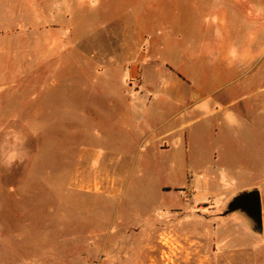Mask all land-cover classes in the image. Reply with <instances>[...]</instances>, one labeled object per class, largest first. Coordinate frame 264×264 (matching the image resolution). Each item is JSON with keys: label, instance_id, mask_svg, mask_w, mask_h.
<instances>
[{"label": "rangeland", "instance_id": "374dc122", "mask_svg": "<svg viewBox=\"0 0 264 264\" xmlns=\"http://www.w3.org/2000/svg\"><path fill=\"white\" fill-rule=\"evenodd\" d=\"M71 1L68 6L64 0L40 3L46 9L53 3V8L71 11L66 26L57 30L71 40L68 48L75 50L73 40L84 36L85 87L79 94L84 113L69 111L67 119L60 118L62 93L44 89V70L26 78L24 87L0 92V264H264L262 112L258 123L214 144L206 137L203 120L187 127L185 132L196 134L185 152L200 161L193 165L182 162V149L167 154L175 158L167 163L157 159L160 153L125 147L124 129L114 122L113 112H105V141L93 130L90 82L102 70L92 62L93 51L115 55L117 69L124 65L125 46L145 51L147 43L138 35L145 19L162 38L169 27L165 22L171 20L178 39L161 41L155 49L161 59L175 63L189 50L190 37L195 41L192 49L199 40L211 42L203 32L194 33L191 2ZM260 11L262 24L264 0ZM124 33L127 42L121 39ZM159 70L160 81L174 76L186 80L188 75L171 66ZM122 72L116 70L112 79L117 93L121 83L134 88L141 80L139 70L128 80ZM258 84L262 95L264 57ZM70 90L68 96L76 97L75 88ZM217 141L222 148L213 160ZM253 190L261 198V234L241 211L225 214L233 198Z\"/></svg>", "mask_w": 264, "mask_h": 264}, {"label": "crops", "instance_id": "0c3cea01", "mask_svg": "<svg viewBox=\"0 0 264 264\" xmlns=\"http://www.w3.org/2000/svg\"><path fill=\"white\" fill-rule=\"evenodd\" d=\"M70 1L64 0L67 6ZM196 1L200 2L198 6ZM189 2L190 14L196 22L194 33L203 32L211 42L199 40L192 49L195 41L190 37L187 43L189 50L179 57L176 64L161 59V53L155 49L161 41L178 39L171 20L165 22L169 27L162 38L156 36L157 28L147 27V23L152 22L145 19V25L138 32L140 41L144 39L147 43L145 51L141 53L125 46L121 51L124 65L117 69L115 55L99 49L93 51L92 62H97L102 69L93 73L90 82L93 130L98 133L100 142L105 141V112H113L114 122L124 129L121 144L160 153L157 159L173 163L174 156L167 154L179 153L181 149L187 152L191 138L196 134L185 130L199 123L198 120L204 121L202 127L206 137L214 144L223 136L239 135L243 128L258 123L260 112L264 114V91L261 95L258 84L261 58L264 57L260 0ZM51 6L44 8L40 0H0V92L18 90L25 86L22 84L26 78L44 70L43 87L47 91L61 90L59 115L61 119H67L69 111L76 110L79 115L85 110L79 94L84 92L87 55L83 49V35L73 40L77 44H71L76 48L71 50L68 48L71 40L57 33L63 25L66 26L71 11L68 13L67 9ZM121 39L127 42L125 33ZM60 47L64 49L56 52ZM60 56L64 60H56ZM106 56L107 60H99ZM148 58L151 62L147 61ZM54 60L56 63L52 64ZM159 65L162 68L171 66L180 74H188L184 75L186 80L177 76L172 80H158L159 73H162ZM118 69L123 71V80L135 78L136 70H139L141 80L137 87L127 88L121 83L119 92H115L116 83L112 79ZM73 88L76 97H69ZM74 103L76 108L72 107ZM44 110L52 113L46 107ZM221 148L217 141L215 150H211L213 160L219 156ZM181 159L191 165L200 162L186 153Z\"/></svg>", "mask_w": 264, "mask_h": 264}, {"label": "water", "instance_id": "95a60500", "mask_svg": "<svg viewBox=\"0 0 264 264\" xmlns=\"http://www.w3.org/2000/svg\"><path fill=\"white\" fill-rule=\"evenodd\" d=\"M241 211L253 224V231L257 234L262 232V209L261 198L257 190L242 192L228 204L225 214Z\"/></svg>", "mask_w": 264, "mask_h": 264}]
</instances>
